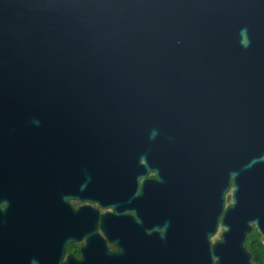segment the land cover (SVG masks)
Instances as JSON below:
<instances>
[{"label": "water", "instance_id": "1", "mask_svg": "<svg viewBox=\"0 0 264 264\" xmlns=\"http://www.w3.org/2000/svg\"><path fill=\"white\" fill-rule=\"evenodd\" d=\"M264 0H0V264H253Z\"/></svg>", "mask_w": 264, "mask_h": 264}, {"label": "trees", "instance_id": "2", "mask_svg": "<svg viewBox=\"0 0 264 264\" xmlns=\"http://www.w3.org/2000/svg\"><path fill=\"white\" fill-rule=\"evenodd\" d=\"M244 246L251 252L254 264H264V248L260 245L254 233L246 237Z\"/></svg>", "mask_w": 264, "mask_h": 264}, {"label": "flooded vegetation", "instance_id": "3", "mask_svg": "<svg viewBox=\"0 0 264 264\" xmlns=\"http://www.w3.org/2000/svg\"><path fill=\"white\" fill-rule=\"evenodd\" d=\"M251 224H253L252 225V229L250 230V232H248V234H246V237H248L250 234L254 233V235L256 236V238L259 241L260 245L264 248V245H263V242H262V236H261L260 232L258 231V229H257V227H256V225L254 223H251ZM246 237H245V239H246ZM244 243H245V241H244Z\"/></svg>", "mask_w": 264, "mask_h": 264}]
</instances>
